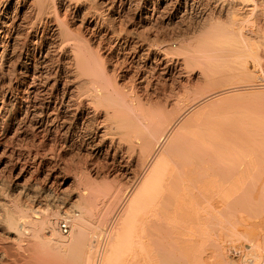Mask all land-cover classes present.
Masks as SVG:
<instances>
[{
    "label": "bare ground",
    "instance_id": "obj_1",
    "mask_svg": "<svg viewBox=\"0 0 264 264\" xmlns=\"http://www.w3.org/2000/svg\"><path fill=\"white\" fill-rule=\"evenodd\" d=\"M206 1L201 15L198 0H0V264H166L172 242L178 264H207L196 241L206 229L192 224L198 193L236 201L254 161L229 185L216 165L245 129L264 130L212 116L263 101L264 84L240 62L255 51L248 33L263 4ZM133 63L146 68L128 85ZM103 154L127 185L101 188L100 170L66 167L72 209L51 214L52 201L67 202V158L93 166Z\"/></svg>",
    "mask_w": 264,
    "mask_h": 264
},
{
    "label": "rangeland",
    "instance_id": "obj_2",
    "mask_svg": "<svg viewBox=\"0 0 264 264\" xmlns=\"http://www.w3.org/2000/svg\"><path fill=\"white\" fill-rule=\"evenodd\" d=\"M199 1L200 0H198V2L196 3V11H197L196 13L199 14L198 11H200L201 15L207 14L209 10L212 9V7H210L212 5L208 3L210 5L209 8L207 3L206 4L203 3V0H201L202 3ZM204 1L208 2L206 0ZM213 1L215 2L217 0H213ZM263 1L264 0L262 1L260 0L259 4L261 5V7L263 4V7L260 8L263 9L264 11V3H261ZM202 4H204L205 7H202L204 6ZM200 7H202L203 10L204 9L206 10L203 11L202 8ZM201 10L203 12H201ZM239 11L236 14L239 13L240 15L234 14V16L236 17V19L238 18L240 22V20L241 21L245 20L246 16H244V14H241L244 13L243 11L240 12ZM262 12L260 13L262 20L256 22L253 32L248 33V35H250L252 39L249 42L250 45L248 48H251V50L254 49L256 51V52L254 51L256 54H254V52H251L250 53L251 56H248V58L245 57L240 61L242 66H245L247 69H249V71L254 72L256 78L253 82L257 83L258 85L264 84V13ZM224 14L221 16L218 15L217 17H220V19L224 17L223 18L224 20L226 17L225 21H228L230 17L229 16L227 17L228 14L227 15L226 13ZM188 19L189 18L184 19L185 20L184 22L186 23V25L189 26L188 23L190 21L191 22L189 26L190 28H192L193 26L195 28L198 25L197 23H199L198 26H200V24L202 23L201 21L200 22L194 21L195 19L193 20V22L191 21L192 19L190 20ZM245 22L243 23V27L247 30L250 29L248 27L249 24L248 21L246 23ZM252 54L253 56L255 55V57H253ZM252 57L255 58V60ZM142 64L133 63L132 65H130L132 67L130 66H129L130 68L127 67V71L129 75L127 74L126 80L128 82V85L132 83V81L130 80L136 78V73H138L140 70L142 71L145 70L144 68H146V66ZM139 65H141L142 67H140ZM241 81H245V80L242 79ZM252 99H254V97ZM206 101L207 103L209 102L207 99ZM253 102L254 101L244 100L243 105L245 106L242 107L239 103L232 101L231 104L228 103L229 107L226 110L223 111L219 110V113L217 111L218 115L212 117L214 119L223 122L225 121L229 122V121H234L235 120L234 118L237 116L238 118L242 117L241 120H243V122L245 123H249L251 120H255L256 122L261 121L262 123H264V100L262 101L261 99H259L258 102H254V103ZM202 103H205V100L202 101ZM236 108H239L237 109V111L240 112L237 113L235 111ZM240 136H239L240 140L237 144L230 146L228 149H226V151L223 152L224 155L227 156V159L225 158L223 162H220L216 165V169H215L216 171H214L213 174V178L217 179V181L220 184L229 185L232 179L238 177L236 173L238 170L240 171V168H244V167L247 168V159H252L254 162L251 164L252 167L249 169L250 172L244 176L243 185L241 184L242 188L240 191H238L239 197H237L236 201H234L235 199H233L236 197H232V198L229 197L223 200L222 198H220V196L218 197L217 192L202 191L201 194L198 193V198H197L198 203H196L197 208L194 211V217L196 222H192V224L195 226V228H197L195 230L196 232H200L199 230L200 227H204L206 229L205 232L207 235L208 232H210L209 236L206 235L204 237L201 238L198 237L196 239L197 242L204 244V251H205L203 254L199 252L198 259L203 260L204 258L207 264H229L228 261L231 260L236 261L237 264H249L250 262H248V260L246 261L245 258L246 257L250 258L251 254L253 253H256V255L258 256L256 260V264H264V130L263 132H261L260 129L259 130L245 129V133L243 134V136L242 135ZM83 157L84 155L82 156V160L85 159V157L84 158ZM86 159L88 160L90 165L87 163ZM86 159L82 161L77 156L74 159H72L71 157L70 159L67 158L68 161L66 160L67 163L65 162V164L67 165L64 166V163H62L64 166V172H66V174L69 176L70 172L72 175H74L75 171L73 170H75V168L78 167L81 168L82 166V169H84L85 171H89L93 168L95 170H100L101 173L99 174L100 177L99 176L98 178L96 177L94 181H96V183L101 188L105 186L125 187L127 185V180L125 178V175L121 174V173L124 174V171L120 172L118 170L120 163L117 164L118 163L117 160L113 161L112 157L110 156L106 157V155L103 154V156L100 157L99 162L97 161V164L96 162L94 163L95 166L97 165L96 166L98 167L97 169L94 165L92 166L93 161H90V158L86 157ZM69 160L70 161L72 160L71 163ZM102 163L105 165H103ZM106 163L108 165H106ZM100 165L103 167L100 168ZM52 167L54 166L50 165L49 169ZM66 167H67V171L69 170L68 171L69 173L66 171L65 169ZM90 167L92 168L90 169ZM103 168L105 170L107 169L109 173L108 171L105 170L103 171ZM110 168L111 170H109ZM133 169L134 167H132V170ZM103 173H105L109 178H107L106 175ZM113 173L114 175L117 173L116 175L118 176L115 175V177H113L114 176L112 175ZM102 175L104 176L102 177ZM69 177H70V181L66 183L63 188L66 194L64 196L68 203L66 202V204H63L61 202L55 203L52 201L49 204V212L51 214H53L54 211H57L60 208L62 210L63 207L66 208L65 210H67V208L69 207H70L69 209H72L71 206L75 199L74 198L75 189H74V184L71 181L73 178L71 175ZM41 178L44 179V175H41ZM83 187L84 186H82L81 189L85 190V188ZM55 190L57 193L60 192V190H58L57 188H55ZM205 196H208V200L204 198ZM206 200L209 201V203H206ZM222 204H225L227 208L218 210L219 206H221ZM213 205H215L216 207ZM197 218L200 219L202 218V219L197 220ZM170 244H168V246L166 244V249L168 248L167 251L169 250L167 252V257H166L167 260L165 259L166 264H174V262L178 264L179 262L178 252H180L179 251L180 248L176 246L177 244L175 245L173 242L171 245ZM176 248H178V252L177 250L174 251ZM222 249H224V252L226 253V257H224L220 253V250ZM173 255L175 258L173 257ZM168 257H171L170 260Z\"/></svg>",
    "mask_w": 264,
    "mask_h": 264
}]
</instances>
